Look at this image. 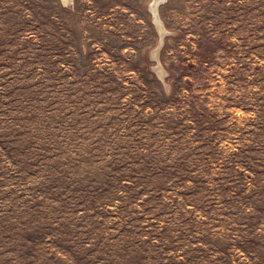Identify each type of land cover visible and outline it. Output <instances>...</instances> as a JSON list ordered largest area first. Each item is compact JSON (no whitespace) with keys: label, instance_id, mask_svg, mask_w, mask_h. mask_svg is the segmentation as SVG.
<instances>
[{"label":"rangeland","instance_id":"374dc122","mask_svg":"<svg viewBox=\"0 0 264 264\" xmlns=\"http://www.w3.org/2000/svg\"><path fill=\"white\" fill-rule=\"evenodd\" d=\"M153 3L0 0V264H264V0Z\"/></svg>","mask_w":264,"mask_h":264},{"label":"water","instance_id":"95a60500","mask_svg":"<svg viewBox=\"0 0 264 264\" xmlns=\"http://www.w3.org/2000/svg\"><path fill=\"white\" fill-rule=\"evenodd\" d=\"M161 1H163V0H154V3H153V11H154V15H155V21L158 24V29H159V31L161 33V36H162L163 33H164V30H163V28L161 26V23H160L159 17H158V5H159V3ZM161 43H162V41H161Z\"/></svg>","mask_w":264,"mask_h":264},{"label":"bare ground","instance_id":"6f19581e","mask_svg":"<svg viewBox=\"0 0 264 264\" xmlns=\"http://www.w3.org/2000/svg\"><path fill=\"white\" fill-rule=\"evenodd\" d=\"M153 8V7H152Z\"/></svg>","mask_w":264,"mask_h":264}]
</instances>
